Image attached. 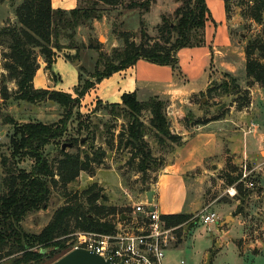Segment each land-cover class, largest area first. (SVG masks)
Masks as SVG:
<instances>
[{"label": "trees", "instance_id": "1", "mask_svg": "<svg viewBox=\"0 0 264 264\" xmlns=\"http://www.w3.org/2000/svg\"><path fill=\"white\" fill-rule=\"evenodd\" d=\"M155 1L85 0L67 10L52 7L51 0H22L14 8V23L0 29V44L4 43L8 49L1 65L6 73L0 71V101L10 98L6 82L14 81V99L31 103L50 100L64 111L61 118L53 123H18L12 117L4 118L12 124V131L6 134L9 139V156L4 155L1 162L4 166L8 159L14 162L5 167V175L0 182V264H45L47 261L50 264L66 253V241L74 231L112 232L115 223L108 216H121L125 212L117 206L105 204L106 196L95 183L73 194L68 191L69 184L76 181L81 172L93 176L95 166L103 161L106 150L95 145L97 133L101 135L100 126H91L87 121L89 115L85 120L77 112L74 135L65 140L62 137L67 132L69 120L81 98L102 79L134 65L139 59L175 69L179 49L202 46L205 43L204 29L210 16L206 0H176L181 4L176 7L172 16H161V22L156 27L159 36L152 38L145 30V14ZM224 3L225 10L229 13L228 0H224ZM248 3L247 13L242 17H249L261 24L264 0H248ZM103 5L120 7L117 12L120 16L136 11L140 15L141 24L139 40L134 39L135 34L131 31L120 29L117 37L121 43L112 47L110 53H104L100 52L98 43L91 42L89 35L88 46L98 50L96 67L93 72H87L79 66L78 83L73 88V94L56 89L35 88L33 79L40 66L38 56L43 59L45 69L50 70L59 52L79 49L80 44L75 40L76 30L86 27L91 31L92 22L100 20L104 15ZM62 39H67V44H62ZM244 53L245 77L251 79L248 85L254 82L263 84L264 40L260 37L249 39L244 46ZM63 56L71 61L78 59V53L71 55L64 52ZM225 76L231 82H224L220 88L222 92L229 93L237 84L231 74L225 73ZM51 77L55 80L53 74ZM211 91L210 88L207 90L208 95ZM120 99V102L105 103L97 100V104H101V109L105 111L104 116L126 120L122 131L116 135V148L129 147L131 158L136 159L137 172L145 174L147 171L157 170L163 157H155L144 140L146 129L152 132L161 149L171 148L172 143H179L180 140L179 136L170 131L165 112L166 102L157 96L139 100L136 91L123 93ZM244 105L240 102L236 107L241 109ZM144 111L149 114L148 125L140 119ZM100 121L107 125L104 127L109 138H105V143L107 146L113 145L114 125L101 118ZM52 142L59 143V150L58 156L50 160L45 147ZM63 143H68L74 150H68V145L62 149ZM16 158H29L30 168L17 167ZM239 178L240 175H228L226 181L233 183ZM244 187L243 182L236 183L238 199L242 201L249 192ZM54 188L63 189L68 199L54 209L39 232H26L21 221L29 213L47 208ZM192 216L190 213L180 212L163 214L162 219L167 226L188 223L187 226L192 227L197 222L195 219L190 221L194 218Z\"/></svg>", "mask_w": 264, "mask_h": 264}, {"label": "rangeland", "instance_id": "2", "mask_svg": "<svg viewBox=\"0 0 264 264\" xmlns=\"http://www.w3.org/2000/svg\"><path fill=\"white\" fill-rule=\"evenodd\" d=\"M21 1L22 0H3L0 3V29L14 23V8ZM83 1L85 0H52L51 4L55 8L68 10L82 4ZM228 2V17L230 18V24H232V26L229 27V31L225 34V37L230 38L235 49L243 50L247 41L253 37H260L264 40V15L261 22L262 26H259L258 23L251 20L249 17H242L243 14L247 13L248 0H228ZM180 4L181 2L176 0H156L151 5L152 12L150 10V12L145 14V30L152 38H158L159 36L156 27L161 22V16H172L174 10ZM119 9L121 8L103 5L104 15L100 20H94L92 22L93 29H91V31L86 27H80L76 30L75 40L79 42L80 48L77 50H63V53L65 52L71 55L78 53L77 61L59 58L52 64L50 70L45 69L43 66V69L50 72L49 75H54L55 80L52 81V79H50V81L54 83L56 89H62L60 91L64 92L67 91L66 89L68 87L73 89L78 83L79 66H82L87 72L94 71L98 58V50L88 46L89 35L91 36V42L93 44L98 43L100 52L104 53H110L112 47L121 43L117 37V32L120 29L131 31L135 34L134 39L136 41L139 40L138 32L141 26L140 15L136 11H132L120 16L117 13ZM67 41V39L60 40L62 44H67ZM7 50L4 43L0 44V71L3 73H6V71L1 65L4 62V53ZM63 53L59 52L58 56H63ZM255 57L260 58L258 55H255ZM38 62L40 66L44 64L41 56H38ZM174 71L176 72V70ZM243 71L244 66L242 64V74H238L237 70L234 74L227 72L235 78V84L237 85H235L236 87L234 89H230L229 93H225L222 92L220 86L224 82H231L230 79L223 74L224 70L215 68L213 65L212 67L210 66V72L213 75H217V78L212 83L213 85L210 88L212 91L208 99L204 98L201 103L205 104L208 100L210 105L219 106L220 110L223 111L226 110L227 105L233 103L237 106L242 102L245 104L243 107L247 106L250 103V89L247 87L251 79L246 78ZM217 73L222 74V76H219ZM38 76H43V73ZM85 76L86 74H84V77ZM36 79L39 81L38 77ZM45 81V77L41 79L42 85ZM254 83L264 86V83ZM6 85L10 93V98L5 101H0V182L5 175V167L13 165L14 162L8 159L5 166L1 162L4 155L9 156V139L6 134L12 131V124L5 121L6 119L4 118L12 117L18 123L28 121L53 123L57 122L64 112L57 103L50 100L31 103L14 99L13 95L16 90L15 82L7 81ZM93 88L86 93H90ZM96 98L97 96L94 95L93 91L85 99L83 98V100H81L78 108L74 109L75 113L71 120H69L67 132L62 139L65 140L74 135L78 120L77 112L82 116V119L85 120L86 116L89 115L87 121L91 126L98 124L101 128V135L99 132L97 133L95 145L104 147L106 154L102 163L95 166V174L93 176H89L86 172H81L76 181L69 184L68 191L73 194L95 183L102 188V192L106 196L104 203L117 206L125 211L123 212L125 216H128L133 210L134 203L145 200H140L142 199L140 197L143 195L144 191H149L155 185L158 169L155 171H147L145 174L136 171V159L133 160L131 158V150L129 147L116 148V135L122 131L126 120L122 118L114 119L107 115L104 116L103 114L105 111L101 109V104H97L98 99ZM196 103H200L199 98L196 99ZM148 116L149 114L147 111H144L140 115V119L146 125H148ZM100 118L102 121L114 125L113 131L115 137L113 139V145L107 146L105 143V138H109V134L104 127L107 125L101 124ZM144 140L149 144L155 157L161 158L163 153L169 154L168 148L165 147L164 150L161 149L160 145H158L156 139L153 137L152 132L148 129H146ZM67 149L70 151L74 150L69 145ZM58 150V142H52L45 147L46 155L50 160L58 156ZM262 155H264V151ZM15 161L17 167L25 169L30 168L31 160L29 158H16ZM248 165L249 164L242 162V168L241 166L235 167V174L237 173L235 176L240 175L241 178L245 170V172L248 173V179L254 183L251 187H244L247 188L249 192L244 197L243 201L239 198L237 202L238 193L233 196L227 193V184L229 182L226 181L225 173L228 172L225 171H216V173H214L215 175H208L204 180L200 177L196 180L197 184H195V186L192 184L195 183L193 180L188 183L189 190H194V192L197 190V196L199 197L198 200H196V208L193 211V215L195 216L190 220L193 221L195 219L197 222H195V225L192 227H188V223L177 227L175 230L177 240L175 243H171L169 249L165 251L166 261L175 263L182 259L185 264H264V199L257 197L256 184L258 182V177L252 174V171L248 169ZM230 171H232L231 168ZM188 180L187 178L186 181ZM194 192H192V195ZM67 199L63 189H52L47 208L31 212L25 216L21 221L22 228L30 233L39 232L50 219L54 209L63 204ZM165 202L168 205H172V201H170L169 198H165ZM162 207H165L163 203ZM158 209L161 211L160 208ZM202 211L214 212L217 216V221L210 225L203 224L199 217ZM226 215L228 217L226 221H224L223 219ZM108 217L113 219L115 225L122 220L120 215H109ZM124 220H126V218H124ZM221 221L222 223L220 224ZM77 231L79 230L74 231L73 234ZM72 236L70 235L69 238L71 239ZM53 257H55V255H53ZM46 263H48V261L45 262V264Z\"/></svg>", "mask_w": 264, "mask_h": 264}, {"label": "crops", "instance_id": "3", "mask_svg": "<svg viewBox=\"0 0 264 264\" xmlns=\"http://www.w3.org/2000/svg\"><path fill=\"white\" fill-rule=\"evenodd\" d=\"M206 5L210 16L204 29L205 43L179 49L175 69L139 59L134 65L102 79L90 91H94L96 99L103 103L120 102L123 93L132 91H136L139 100L157 96L166 102L170 131L180 140L168 148L169 154L163 153L157 180L150 189L153 191L150 203L156 204L162 214L185 212L193 215L199 197L197 190H189L188 183L193 180L195 186L198 178L204 180L220 170L228 172L225 178L235 176V167L242 168V162L249 164L248 169L258 177L256 194L264 199V86L248 85L250 103L241 109L235 103L227 105L224 111L210 105L208 100L201 103L204 98L208 99L207 90L217 78L210 72V66L224 70V75L234 74L236 70L242 74V64L245 68L246 61L244 49L236 50L230 38L225 37L232 24L224 0H206ZM59 58L64 57L57 56L56 60ZM43 66L41 64L35 73V88L56 89L50 72ZM42 73L43 76H38ZM44 77L46 81L42 85ZM66 90L73 94V89ZM198 98L199 104L196 103ZM237 182L239 180L228 183V188L237 190ZM147 192L144 191L143 197L140 195V200L147 199ZM165 198H169L172 205L166 204Z\"/></svg>", "mask_w": 264, "mask_h": 264}, {"label": "built area", "instance_id": "4", "mask_svg": "<svg viewBox=\"0 0 264 264\" xmlns=\"http://www.w3.org/2000/svg\"><path fill=\"white\" fill-rule=\"evenodd\" d=\"M247 175L244 170L239 181L251 187L254 183ZM227 193L233 196L237 190L230 187ZM162 215L156 204L146 199L138 201L126 220L119 221L112 232L79 230L71 234L72 238L66 241V252L84 248L110 259L112 264H185L182 259L175 263L165 260V251L177 240L175 230L179 225L167 226ZM199 217L206 225L217 221L216 214L211 211H202Z\"/></svg>", "mask_w": 264, "mask_h": 264}, {"label": "water", "instance_id": "5", "mask_svg": "<svg viewBox=\"0 0 264 264\" xmlns=\"http://www.w3.org/2000/svg\"><path fill=\"white\" fill-rule=\"evenodd\" d=\"M77 61V60H76ZM69 145L67 143L62 144V149ZM153 191L147 192V200L151 202V195ZM127 216L124 214L121 215V218L124 219ZM228 217V216H227ZM227 218L224 219L226 221ZM50 264H112L110 259H104L102 256L96 254L93 251L84 249V248H76L70 250L63 254L61 257L56 259ZM122 264V263H119Z\"/></svg>", "mask_w": 264, "mask_h": 264}]
</instances>
